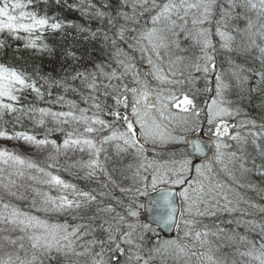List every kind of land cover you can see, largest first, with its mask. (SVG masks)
<instances>
[{
  "label": "snow or ice",
  "instance_id": "obj_1",
  "mask_svg": "<svg viewBox=\"0 0 264 264\" xmlns=\"http://www.w3.org/2000/svg\"><path fill=\"white\" fill-rule=\"evenodd\" d=\"M41 3L49 0H0V52L18 41L22 47L13 49L14 60L23 59L22 50L51 55L49 37L60 33L63 39L74 30L98 42L107 59H92L88 67L90 56L65 45L62 59L70 63L59 77L45 75L36 64L0 62V139L23 141L43 155L37 160L0 149V264H60L61 257L68 264H121V256L122 264H152L164 254L223 264L210 237L249 246L240 255L264 264V223L247 219L248 208L258 206L238 190L257 191L247 179L248 145L264 157V119L247 118L240 107L246 94L264 92V0H54L78 12L84 23L40 11ZM253 11L256 21L249 15ZM180 33L198 48L197 55H176ZM253 48L259 68L230 55ZM198 79L202 88L195 87ZM29 95L47 106L23 105ZM24 119L32 131L15 130ZM205 126L211 159L205 156L197 165L184 153L158 158V145L186 143L187 133ZM56 134L62 142L52 138ZM196 149L204 155L199 143ZM127 156L135 163L124 164ZM215 166L238 187L215 180ZM62 172L84 186L62 178ZM256 174L264 177V170ZM149 189L159 196L141 203ZM13 200L29 201V210ZM140 208L155 210L158 226L179 232L182 224L183 238L149 246L152 224L141 223ZM237 212L238 218L222 223L258 228V246L214 221L213 227L203 223L205 217Z\"/></svg>",
  "mask_w": 264,
  "mask_h": 264
},
{
  "label": "trees",
  "instance_id": "obj_2",
  "mask_svg": "<svg viewBox=\"0 0 264 264\" xmlns=\"http://www.w3.org/2000/svg\"><path fill=\"white\" fill-rule=\"evenodd\" d=\"M71 2V0H70ZM40 11H47L50 15H57L61 19H65L67 21H72L74 23H84L83 18L80 16L78 12H73V11H68L66 9L59 8L57 5H55L54 0H49L48 4H43L41 3L39 6ZM256 21V20H254ZM260 22H264V20H261ZM95 26V25H93ZM69 35L61 39V34L57 33L55 36L49 37L48 43L50 46L54 49L53 53L51 55L45 54L43 56H33L31 52L22 50L20 55L23 57L21 60H14L13 58V49L16 47H22L20 42H11L12 43V48H8L0 52V62H9L11 61L15 65H23L25 63L31 65V64H36L39 66L41 71L45 74H51L54 77H59L64 74V67H66V63H70V61L65 62L62 59L61 55V49L63 46H69L72 47L75 45V50L77 53H85L86 56H90V59L87 63L88 67H91V60L94 59L96 62H101L107 59L106 53L102 50L101 45L98 42H89L87 40L81 39L77 37L76 33L74 30H69ZM237 38L238 35H237ZM179 41V50H176L175 53L178 56H184V57H194L196 54H194V49H190L187 51H182V44L183 42H186L183 40V37L181 39L177 38ZM259 42V41H258ZM256 48H253L252 50H255ZM238 64H242L245 67H257L259 68V61L256 59V57L259 55L258 49H256V52L253 53V55H244V52H233L230 54ZM226 67V65H225ZM29 71H31V68L29 67ZM199 75V74H197ZM197 82V81H196ZM197 84V83H196ZM256 84V78L253 77L252 80L250 81V87H255ZM199 86H204L203 80H201V85ZM197 86L196 88H199ZM75 98V97H73ZM200 102H202L203 97L198 98ZM21 103L23 105H27L30 103H36L41 106H47L44 105L42 101H36L33 96L29 95L26 100H22ZM55 107V106H54ZM240 107L242 108L243 112L247 113V118H251L256 120L258 123L264 119V92H252L250 94H246L245 98L240 101ZM58 110V109H57ZM5 121L7 122L5 124V127L9 132L13 131V121L10 116L5 117ZM16 131H23V130H33V126L31 122L27 119L23 120V127L21 124H16L15 127ZM36 132L42 133V129L36 128ZM191 133V132H190ZM187 133L186 135H188ZM52 138H55L53 136ZM56 139V138H55ZM58 142H62L63 136L60 137V139H57ZM176 146H172L174 148L172 151L177 153H181L183 148H184V143L183 144H172ZM166 147H170L166 145ZM7 148L9 151H15L21 155L29 156L33 159L37 160H42L43 155L39 154L36 149H34L31 146L26 145L23 141H15V140H4L0 139V149ZM33 150V151H32ZM185 153V150L184 152ZM247 153H248V159L246 161V167L250 169L249 173L247 174V179L250 180L253 184L257 186V191H252L250 189H238L246 199H249L252 203L256 204L258 208L252 209L248 208L247 205H241V207L248 208V211L251 213V215L247 216V219L255 220L258 224L264 223V212H260L258 209L259 208H264V192H261L260 190H264V177L257 175V170H264L261 168L262 165H264V157H262L250 144L247 147ZM79 155V154H77ZM260 158L261 160L257 159ZM124 164L128 163H133L135 162L133 157L127 156L124 159ZM219 169V166H215V170ZM237 176H239V173H236ZM62 178L72 182L79 184L81 187L84 186V182L81 180L76 179L74 176L62 172L61 173ZM228 177V175L226 176ZM15 178V177H13ZM116 178L119 179V173H116ZM223 184H226L230 187H238L237 185H234L231 179L226 180V178H223L222 176L218 180ZM19 183H31L30 181H18ZM95 186V185H93ZM39 187V186H38ZM45 190L47 188L45 187ZM55 191L53 190L51 192L52 195H54ZM30 197L33 196L34 194L31 193L30 191L27 193ZM116 195L119 196L120 193L117 190ZM7 199V197H5ZM141 202V198H140ZM13 203H16L18 206H20L24 210H29L28 205L29 201H16L13 200ZM37 215H44L43 213H35ZM240 216V213H233L232 215H229L227 213L221 214L218 218L217 217H211L213 220H216L217 225H220L221 227H224L225 229L228 230H235L237 233L240 235H245L248 237L249 240L254 241L257 243L258 242L253 238L255 237L254 235L260 236L259 229L257 228L256 230H251L250 228L246 226H241L237 227L235 224H227V223H222V221H227L229 219H234L238 218ZM60 222H64V217H59ZM70 220V218H69ZM143 223V222H141ZM240 228V229H239ZM152 231H149L146 233L147 235V243L149 246L156 244L157 242L163 243L164 240L162 238V235L154 228H152ZM14 237L17 235H20V233H13L12 234ZM261 237V236H260ZM220 243V244H219ZM249 246H245L239 243H232L228 241H218L217 243V248H219V251H227L231 254L232 258L236 259H242L245 257L249 262L252 264H257V262L252 261L251 258L246 257V256H241L240 252L241 251H247ZM239 249V251H237ZM10 250V249H9ZM159 259V261H158ZM168 255L164 254L163 256L157 255L156 259L152 262V264H175V261L171 263L168 261ZM119 260L121 261V264L124 260V257L121 256L119 257ZM48 264V262H46ZM51 264H58L57 261H51ZM60 264H68V261L65 260L63 257L60 258ZM230 264H233L232 262Z\"/></svg>",
  "mask_w": 264,
  "mask_h": 264
},
{
  "label": "rangeland",
  "instance_id": "obj_3",
  "mask_svg": "<svg viewBox=\"0 0 264 264\" xmlns=\"http://www.w3.org/2000/svg\"><path fill=\"white\" fill-rule=\"evenodd\" d=\"M188 50H190V49H188ZM197 84L195 85V87H197V86H199V85H201V80L200 79H198L197 80V82H196ZM199 88H202V86H199ZM203 101V100H202ZM202 103V102H201ZM196 131H198V133H200V134H202L203 135V137H202V139L203 140H205V141H208L209 140V133H208V131H207V128H206V126H205V128H204V130L201 132V130L200 129H197ZM210 141V140H209ZM166 145H168V146H171V148L170 147H166ZM172 146H176V145H172V144H164V145H158L157 146V151H158V153H159V159H168L169 157H170V155L172 154V153H177V151L175 152H173L172 150L174 149V148H172ZM33 151V150H32ZM147 155H148V157L151 159L152 157H153V153L151 152V151H149L148 153H147ZM132 163V162H131ZM133 163H135V162H133ZM229 167H231V165L229 166ZM193 176H194V172H193V174H192ZM223 177V178H226V180H228V179H230L229 178V176L228 177H226L227 176V174L226 173H224L222 170H220V168L219 169H216L215 170V176H214V179L215 180H219L220 179V177ZM159 187H167V186H164V185H161V186H159ZM56 193H54V195H55ZM141 209V208H140ZM139 209V211H140V213H141V211H142V209L140 210ZM40 215V214H39ZM40 216H43V215H40ZM203 219V223H205V224H208L210 227H213V221L215 222V224H217L216 223V220H213L211 217H205V218H202ZM140 221L142 222V220H141V215H140ZM181 230L179 231V233L177 234V235H175V237H174V239L173 240H177V239H180V238H183V226H181V228H180ZM210 239L213 241V243L215 244V246L217 247V243H218V241L214 238V237H210ZM189 244H191L192 243V241L191 240H188L187 241ZM220 244V243H219ZM168 255V261H170L171 263H173L174 261H175V264H195V257H193L192 259H191V261H189L187 258H180V259H176L175 257H173L172 255H170V254H167Z\"/></svg>",
  "mask_w": 264,
  "mask_h": 264
},
{
  "label": "water",
  "instance_id": "obj_4",
  "mask_svg": "<svg viewBox=\"0 0 264 264\" xmlns=\"http://www.w3.org/2000/svg\"><path fill=\"white\" fill-rule=\"evenodd\" d=\"M199 143L201 145V147L204 148V155H201L197 149H196V144ZM212 145L210 141H205L202 139V137L200 135H192L187 139V150L189 153V157L194 159L195 162H199V163H204L205 162V156H207L208 159H211V153H210V149H211ZM176 191V190H173ZM159 196V192L154 193L150 196H148V198L145 200V204H148L152 199L157 198ZM177 205L179 206V200H178V196L174 198ZM145 210V215L147 218V221L152 224L153 226H156L158 228H160L162 230V232L164 233V235L166 237H172L173 233H174V226H168V227H161L158 226L157 224H155L153 222V216L156 215V211L153 210L152 212H148ZM178 213H179V207H178V212H177V217H178Z\"/></svg>",
  "mask_w": 264,
  "mask_h": 264
},
{
  "label": "bare ground",
  "instance_id": "obj_5",
  "mask_svg": "<svg viewBox=\"0 0 264 264\" xmlns=\"http://www.w3.org/2000/svg\"><path fill=\"white\" fill-rule=\"evenodd\" d=\"M249 15L253 18V20H257V16H256V12L253 11V12H250ZM239 26L241 28H243L245 26V22L244 21H240V24ZM183 37V40H185L186 42H183L182 44V48L181 49H194V54H198L199 50L198 48L194 47L192 42L188 39H185L184 37V34L183 33H180L177 38L181 39ZM239 38H237V41L239 42L240 41V36L238 35ZM176 50H179V48L175 49ZM256 52V49L255 50H251L250 52H247L245 53L244 52V55H250L251 54L253 55V53ZM254 56V55H253ZM221 59H223V57H221ZM232 98H235V97H232ZM56 139H60V137H62V135H59V134H56L54 135ZM257 159L261 160L260 158L257 157ZM262 161V160H261ZM264 162V160H263ZM241 227V226H240ZM240 229V228H239ZM255 237H253L259 244V242L261 241V237L258 236V235H254ZM216 257L221 260L223 262V264H230L231 262L233 264H252L251 262H249L247 259H245V257H243L242 259H236V258H232L231 257V254L227 251H221L219 253H217ZM159 261V259H158Z\"/></svg>",
  "mask_w": 264,
  "mask_h": 264
}]
</instances>
